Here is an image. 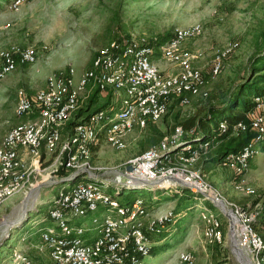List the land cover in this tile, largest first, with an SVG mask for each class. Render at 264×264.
Instances as JSON below:
<instances>
[{"label": "built area", "instance_id": "1", "mask_svg": "<svg viewBox=\"0 0 264 264\" xmlns=\"http://www.w3.org/2000/svg\"><path fill=\"white\" fill-rule=\"evenodd\" d=\"M31 1L10 0L6 8L16 11ZM200 33L198 25L176 28L169 40L156 45L143 36L113 40L96 53L91 67L79 76L68 66L48 75L44 88L32 96L23 89L17 91L14 114L24 121L13 126L0 143V208L12 196L38 183L37 176L42 171H46L48 178L64 169L69 175L77 174L75 181L87 180L76 186L60 187L48 202L46 218L51 225L41 231V244L36 248L46 249L49 264H143L144 258L151 255L152 238L164 230L174 213L146 207L140 198L123 201L120 195L131 190L134 179L162 181L166 185L160 189L170 192H177L178 188L189 190L201 208L199 217L204 222L206 244H223L219 215L206 204L223 203L222 195L193 167L211 141L200 140L193 148L182 142L186 133L177 126L156 145L129 159L126 167L131 166V172L124 167V171L108 180L103 178L104 173H99L101 168L91 163L96 150L103 145L124 150L126 136L135 128L144 130L149 123L160 121L174 100L187 105L190 98L208 96V80L194 64L202 53L182 47L186 40ZM237 47V43H232L214 56L211 77L220 73L222 61ZM155 54L170 63L174 72L163 73L154 61ZM36 60L32 47L13 45L1 50L0 81L17 65H32ZM94 91L115 98L107 108L66 129ZM253 102L248 125L239 122L233 133L250 128L255 139L240 152L224 156L219 165L238 177L235 189L245 195H254L255 191L245 185L242 176L255 156L264 155V150L257 146L264 140V95L255 97ZM219 127L225 130L226 124L220 123ZM224 205L230 212L234 241L244 258L242 264H264V238L253 226L257 214L233 202ZM100 207L103 212L96 214ZM88 216L91 227L76 223ZM91 231L94 238L89 241ZM13 255L16 260L10 264H34L24 252L14 251ZM177 259L181 264L194 263V255L189 251L178 253Z\"/></svg>", "mask_w": 264, "mask_h": 264}, {"label": "rangeland", "instance_id": "2", "mask_svg": "<svg viewBox=\"0 0 264 264\" xmlns=\"http://www.w3.org/2000/svg\"><path fill=\"white\" fill-rule=\"evenodd\" d=\"M1 6L0 51L13 45L32 47L37 60L32 65H17L0 81V143L13 126L24 121L14 114L19 89L32 96L36 90L44 88L47 76L58 71L59 67L62 70L72 66L75 76H79L91 67L96 53L113 40L143 36L152 41L159 35L172 34L176 28L200 26L201 33L186 40L182 47L192 53H202L194 64L208 80L206 89L209 94H227L233 89L248 75L251 61L264 48V0H32L11 12ZM232 43H237L238 47L222 61L220 73L211 77L210 66L214 56ZM154 61L163 73L174 72V67L160 59L158 54H155ZM114 98L105 94L100 100L111 101ZM204 100L193 97L187 105L174 100L166 117L152 125L163 133V137L170 135L176 125L174 117L178 115L184 119L190 116ZM148 135L147 127L144 130L135 128L126 136L124 150L101 146L92 157V165L101 168L99 173H104L103 178L111 180L118 172L124 171L129 159L142 153L141 144ZM204 156L206 153L201 154V159L193 166L195 169L200 168ZM48 159L50 157L45 160ZM46 176V171H42L37 176L38 183L12 196L0 208V264L13 263L16 260L14 251L25 253L30 244L28 234L33 220L36 222V219L46 216L48 202L60 187L87 182L78 179L61 185L55 183L59 180L56 175ZM231 177L232 172L220 166L205 172V179L222 195L224 204L233 202L257 214L264 205V155L255 156L242 176L245 185L254 189V195L237 191ZM179 189L169 197L166 190L155 187L126 191L120 195L123 201L140 198L149 202L153 198L152 207L176 212L169 223L174 222L175 225L178 222L175 238L169 237L171 241H168L166 249L151 253L144 258L143 264H181L177 255L183 252L179 251V243L184 233H191V242L199 245L198 249H186L194 255L193 264H242L232 248L228 219L209 201L211 206H208L218 213L221 220L224 242L213 247L206 244L204 222L199 217L201 208L195 200L176 199L175 194H181ZM110 191L115 195L114 190ZM17 220L21 221L11 224Z\"/></svg>", "mask_w": 264, "mask_h": 264}, {"label": "trees", "instance_id": "3", "mask_svg": "<svg viewBox=\"0 0 264 264\" xmlns=\"http://www.w3.org/2000/svg\"><path fill=\"white\" fill-rule=\"evenodd\" d=\"M7 1L9 2L10 0H1L0 8L2 3ZM171 36L172 34L168 32L166 34L159 35L155 40L149 41L153 45L162 44L169 40ZM261 95H264V48H262L261 53L251 61L248 75L233 89L228 91L227 94H219L217 92L209 94L208 92V96L204 98V102L198 106L197 110L193 114L184 119H180L178 115L174 117L176 125L172 128V131L177 126L182 128V130L186 133L182 139L183 143L191 144L193 148H197L196 144H198L200 140L212 142L206 149V156L202 158V165L199 168L202 175L205 176L206 171L219 166L222 159L227 154L240 152L253 142L256 137L254 131L247 128L244 132L234 134L233 127L239 122L248 125V113L255 107L253 99ZM100 97L99 91H94L87 100L86 104L79 109L72 119L69 120L66 125V129L73 127L81 120V118L85 120L91 113L107 108L110 100L107 99L102 101L100 100ZM172 106L168 108V111ZM220 123L226 124L225 130H222L219 127ZM146 127L149 131V135L145 142L141 144V148L143 149L142 152L156 145L163 138V133L154 128L152 124L149 123ZM257 146L264 150V140H261ZM68 175L69 172L64 169H60L56 174L58 179L65 178ZM179 190L181 194H175L176 198L185 196L181 200H186L187 198L195 200L189 190L184 188ZM126 191L132 190H125L124 192ZM166 191L167 193L165 194H167L168 197L171 193H174V191ZM152 203L153 198L149 202H144V206L150 208L152 207ZM206 204L211 206L209 202ZM173 213L175 214L176 212L173 211ZM169 223H167L161 233L152 238L154 241L164 237V231L167 226L170 225ZM253 226L259 231L261 237L264 238V205H262L261 210L257 213ZM167 245L168 244L166 243H162L154 246L152 247L150 253L154 254L160 250L163 251L166 249Z\"/></svg>", "mask_w": 264, "mask_h": 264}, {"label": "crops", "instance_id": "4", "mask_svg": "<svg viewBox=\"0 0 264 264\" xmlns=\"http://www.w3.org/2000/svg\"><path fill=\"white\" fill-rule=\"evenodd\" d=\"M8 3H9L8 1L2 3V5L6 9V11H10V10H8L6 8V5ZM59 69H60V67L58 69H56V70H59ZM103 95H105V94L102 93L101 94V97ZM237 178L238 177L234 176V174L232 173L231 181L233 183L238 180ZM184 197L185 196H180V197H178L176 199H179L180 200V199H183ZM191 200H193V199H191ZM174 201H171V203H173ZM157 207L155 206V208H157ZM102 212H103V208L100 207L99 210L96 212V214H101ZM178 215H180V213H178ZM33 219H36V218L34 217ZM33 219H31V220H33ZM179 219L180 218H178V220ZM36 220H37L36 222L33 220L32 226L30 228V232L28 234V238H29L28 242H30V244H29L27 250L25 251V254L29 258H31V260L33 261L34 264H49L50 263V259H49V256H48V253H47L46 249H44L42 251H39L36 248V246L41 244V239H40V233H41V231L44 228L50 226L51 223L49 222V220H47L46 216H44V215L41 216V218L36 219ZM76 223H84L87 227H91L90 216H88L85 219H78V220H76ZM177 223L174 225V222H173V224H170V225L167 226V228L164 231L165 232L164 237H161V239H159V240H156L155 239L156 241H154V239H153V241H152V247L157 246L159 244H162L163 242L164 243L166 242V244H168V241H171V239H169V237L170 238L172 237L174 239L175 238V233H177V229H178L176 227ZM256 231L259 233V231L257 229H256ZM192 237L193 236H192L191 233L188 234V235H186L184 233V236H183V238L181 239V241L179 243V246L181 247L179 251H189V250H186L187 247H188V249H192V248L198 249V246L199 245H197V242H195L194 244H193V242H191L193 240ZM93 238H94V234L91 231L89 233L88 239L90 241V240H93ZM210 246L213 247V245H210ZM189 252H191V251H189Z\"/></svg>", "mask_w": 264, "mask_h": 264}, {"label": "water", "instance_id": "5", "mask_svg": "<svg viewBox=\"0 0 264 264\" xmlns=\"http://www.w3.org/2000/svg\"><path fill=\"white\" fill-rule=\"evenodd\" d=\"M126 171L127 172H131L132 171V167L131 166H127L126 167ZM76 177H77V174L76 173L75 174L72 173V174L68 175L65 178L56 180L55 183H58V184H61V185L68 184L70 182H74L75 179H76ZM165 185L166 184H164L162 181L146 182V181H141V180L134 179L132 181L131 185L129 186V189H131V190L143 189L144 187H148V188H154V187L155 188H161V187H163ZM214 205L229 220V227L228 228H229V234H230V240H231L232 248H233L235 254L237 255V257L239 258L240 262H242L244 260V258L242 256L241 251L238 249V247L236 246V243L234 241L233 223H232V219H231V216H230V212L226 209L225 205L222 202L219 205L214 202ZM19 221H21V220H17L15 222H12L11 224H16ZM245 260H247V259H245Z\"/></svg>", "mask_w": 264, "mask_h": 264}, {"label": "bare ground", "instance_id": "6", "mask_svg": "<svg viewBox=\"0 0 264 264\" xmlns=\"http://www.w3.org/2000/svg\"><path fill=\"white\" fill-rule=\"evenodd\" d=\"M216 203H218V204H220V202H218V201H215ZM11 221V220H10ZM7 230V229H6Z\"/></svg>", "mask_w": 264, "mask_h": 264}]
</instances>
